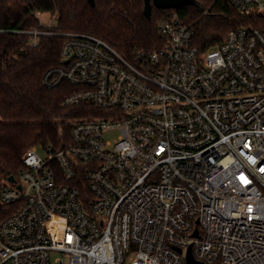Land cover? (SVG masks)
I'll return each instance as SVG.
<instances>
[{"label":"built area","instance_id":"built-area-1","mask_svg":"<svg viewBox=\"0 0 264 264\" xmlns=\"http://www.w3.org/2000/svg\"><path fill=\"white\" fill-rule=\"evenodd\" d=\"M227 1L264 17V0ZM158 29L161 45L130 57L65 41L44 84L75 86L65 104L90 111L67 146H34L16 183L0 179V264H187L189 247L264 264V32L201 50L178 16Z\"/></svg>","mask_w":264,"mask_h":264},{"label":"trees","instance_id":"trees-1","mask_svg":"<svg viewBox=\"0 0 264 264\" xmlns=\"http://www.w3.org/2000/svg\"><path fill=\"white\" fill-rule=\"evenodd\" d=\"M197 1L203 12L193 6L153 7L147 19L143 0H95V6L88 0H0V179L17 178L34 146H67L74 123L90 111L84 104H65L75 86L44 84L48 71L63 66L61 52L69 37L93 36L130 57L159 47L158 22L172 16L193 29L201 50L222 43L232 29L264 32L262 16L241 13L227 0ZM40 13L56 16L57 25L42 24Z\"/></svg>","mask_w":264,"mask_h":264},{"label":"water","instance_id":"water-1","mask_svg":"<svg viewBox=\"0 0 264 264\" xmlns=\"http://www.w3.org/2000/svg\"><path fill=\"white\" fill-rule=\"evenodd\" d=\"M91 6H95V0H88ZM144 1V15L147 19H150L152 14L153 7H156L160 10H170V9H179L185 6H193L199 12L204 11L203 5L197 0H143ZM8 180L11 183H16V178L14 176H10ZM197 233H195L196 235ZM179 252H182L179 249ZM187 264H204L202 262L197 261L192 253V247L188 248L186 254Z\"/></svg>","mask_w":264,"mask_h":264},{"label":"rangeland","instance_id":"rangeland-1","mask_svg":"<svg viewBox=\"0 0 264 264\" xmlns=\"http://www.w3.org/2000/svg\"><path fill=\"white\" fill-rule=\"evenodd\" d=\"M39 19H40L42 24L47 25V26H55V25H57V22H58L56 16H54L50 13H40ZM117 134H118L117 132H112V133L106 135V140L110 141L112 143H115L117 140ZM36 154L39 157L44 158L46 156L45 149L41 146L37 147L36 148Z\"/></svg>","mask_w":264,"mask_h":264}]
</instances>
